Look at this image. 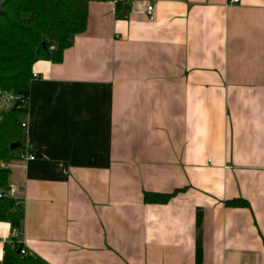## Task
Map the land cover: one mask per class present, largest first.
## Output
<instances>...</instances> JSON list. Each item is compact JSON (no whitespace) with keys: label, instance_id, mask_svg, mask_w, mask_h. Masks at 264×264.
<instances>
[{"label":"crops","instance_id":"obj_1","mask_svg":"<svg viewBox=\"0 0 264 264\" xmlns=\"http://www.w3.org/2000/svg\"><path fill=\"white\" fill-rule=\"evenodd\" d=\"M128 4L34 61L0 259L14 231L48 264H264V0Z\"/></svg>","mask_w":264,"mask_h":264},{"label":"trees","instance_id":"obj_2","mask_svg":"<svg viewBox=\"0 0 264 264\" xmlns=\"http://www.w3.org/2000/svg\"><path fill=\"white\" fill-rule=\"evenodd\" d=\"M90 0H6L0 13V102L11 94L16 100L0 106V221L21 222L23 202L4 193L10 188L11 168L2 163L19 160L25 152V128L32 65L39 58L60 60L72 36L85 30ZM131 0H114L117 13ZM50 45H54L51 49ZM18 143L19 146L11 147ZM144 192L147 203H166L176 193ZM232 207H246L242 199L225 201ZM23 245H4L0 264H48L33 254L21 253Z\"/></svg>","mask_w":264,"mask_h":264},{"label":"built area","instance_id":"obj_3","mask_svg":"<svg viewBox=\"0 0 264 264\" xmlns=\"http://www.w3.org/2000/svg\"><path fill=\"white\" fill-rule=\"evenodd\" d=\"M237 1L238 0H228V2H232V3L233 2H237ZM146 15H147V17L149 19L153 18V4L152 3H149L147 5V7H146ZM50 48L53 49L54 45H50ZM36 76H37L36 73L32 74V77H36ZM16 99H17V97H15V96H13L11 94L5 95L4 98L2 99V101L0 102V106L3 105V104L9 103L11 101H14ZM22 126L24 128H26V123L23 122ZM33 158H34L33 155L30 154V152H29V147L26 145L25 152L20 154L19 160H32ZM11 164L12 163H10V162H6V163H2V166L3 167H10ZM4 194H6L8 196H11V197H17V190H16V188L14 186H10V188ZM17 237H18V234L16 232L12 231L9 239H3L2 240L3 244L5 245L6 243H12L14 241H17L18 243H20L17 240ZM21 253H23V254L29 253L30 254V252H28L27 249L24 246L21 249Z\"/></svg>","mask_w":264,"mask_h":264},{"label":"water","instance_id":"obj_4","mask_svg":"<svg viewBox=\"0 0 264 264\" xmlns=\"http://www.w3.org/2000/svg\"><path fill=\"white\" fill-rule=\"evenodd\" d=\"M5 1L6 0H0V13H2V14L5 13V10H4V7H3V4H4ZM128 7H129V4L128 3H124L123 4L122 13H124L127 10ZM17 146H19L18 143H14V144L11 145L12 148L13 147H17Z\"/></svg>","mask_w":264,"mask_h":264}]
</instances>
